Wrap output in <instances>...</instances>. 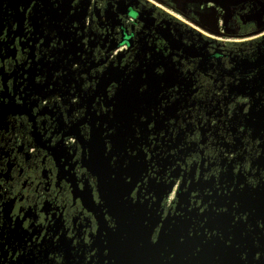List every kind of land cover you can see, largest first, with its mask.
I'll return each mask as SVG.
<instances>
[{
  "label": "flooded vegetation",
  "instance_id": "1",
  "mask_svg": "<svg viewBox=\"0 0 264 264\" xmlns=\"http://www.w3.org/2000/svg\"><path fill=\"white\" fill-rule=\"evenodd\" d=\"M247 1L210 26L165 0H0V264H170L211 240L264 264V12ZM52 52L64 69L24 90ZM222 121L238 146L218 166Z\"/></svg>",
  "mask_w": 264,
  "mask_h": 264
},
{
  "label": "water",
  "instance_id": "2",
  "mask_svg": "<svg viewBox=\"0 0 264 264\" xmlns=\"http://www.w3.org/2000/svg\"><path fill=\"white\" fill-rule=\"evenodd\" d=\"M255 2H257V4L261 7L260 8V10L256 13V18H257V20L260 18V16L262 15V13L264 12L263 10V8H262V6H264V3L263 2H261V1H259V0H255ZM68 3V2H67ZM66 3V4H67ZM50 5V4H49ZM70 6V5H69ZM68 6V4L66 5V7L64 8V11H56V10H58V9H54V8H49V13L48 14H50V15H54V16H56L57 18H58V16H61L60 14L63 12L65 15H67L68 13H69V10H70V7ZM59 14V15H58ZM63 14V15H64ZM62 15V16H63ZM253 17H254V14L252 15ZM55 21V20H54ZM261 23V22H260ZM258 24V30H260V29H262V28H264V25L262 24ZM69 38V37H68ZM67 39V38H66ZM69 43H71V42H69ZM73 43V42H72ZM72 46L73 45H67V44H65L64 43V47H65V50H72L73 48H72ZM74 51V50H73ZM71 52V51H70ZM69 52V53H70ZM66 53V52H65ZM33 56V55H32ZM49 58H48V60H44L43 58H42V56H40L39 58H37L36 56H35V58H33L34 59V61H30L29 62V64L27 65V68L25 69V71H24V75H25V77L23 78V81H22V83H24V86H23V89L25 90V89H27V90H36V88H37V86H36V88H34V87H32V85L33 84H35L34 83V80L36 79V78H38V77H42L43 79H44V82L46 81L47 83H49V84H51V82H48V79L50 78V74H52L53 72H55V71H58L59 69H64V67H63V59H62V57H61V59H60V63H61V67H59L58 66V68H53V64H52V62H54L53 60H55L54 58H55V55L53 54V52L52 53H50V55L48 56ZM59 60V59H58ZM57 60V61H58ZM50 64H51V66H50ZM64 74V73H63ZM62 74V75H63ZM65 76V75H64ZM22 78V77H21ZM63 78V77H62ZM65 78V77H64ZM61 79V78H60ZM41 81V80H40ZM56 81V80H55ZM42 82V81H41ZM15 83V82H14ZM43 84L44 83H38L37 82V85L38 86H43ZM63 84V83H62ZM23 85V84H22ZM15 85L13 84L12 85V90L14 91L15 90ZM15 92V91H14ZM21 93V92H20ZM31 93V92H30ZM14 96V95H13ZM98 155H99V157H101V152H98ZM96 157V156H95ZM102 158H103V156H102ZM104 160V159H103ZM105 162V161H104ZM116 189V188H115ZM213 242H214V240H211L210 242H208V243H206L200 250H199V252L197 253V255H196V257L195 256H190V258H188V260L187 261H178V263L177 262H175V261H171V263L170 264H225V263H223L220 259H216V257H222V254L219 252V247L218 246H213ZM156 244H159V242L158 243H156ZM174 245L175 244H172V243H166L165 245H163L162 243H160L159 245H158V247H160V248H162V247H168V248H170V252L169 253H166L167 255L168 254H171V253H173L174 254V256H175V254H176V251L174 250ZM197 245H196V243H192V244H190L189 245V247H188V251L190 252L191 251V249H193V248H195ZM149 246H148V244L147 245H144L142 248H141V253L142 254H140L139 253V250H137V254H138V256H142L143 254L145 255V257H148V256H150V255H152L153 253H155V250L153 249V247H151V248H148ZM146 248L148 249V251H146ZM159 248V249H160ZM165 254V255H166ZM147 255V256H146ZM197 256H199V260H198V258H197ZM140 261V260H139ZM138 262V261H137ZM158 262V261H157ZM156 262V263H157ZM156 263H154L153 262V264H156ZM239 264V263H238Z\"/></svg>",
  "mask_w": 264,
  "mask_h": 264
},
{
  "label": "crops",
  "instance_id": "3",
  "mask_svg": "<svg viewBox=\"0 0 264 264\" xmlns=\"http://www.w3.org/2000/svg\"><path fill=\"white\" fill-rule=\"evenodd\" d=\"M169 4L184 10L186 13L196 17L200 22L213 26L223 12L225 19H233L235 11H246L248 7L247 0H165ZM160 5L158 1H155ZM224 18V17H223ZM227 19V20H228ZM189 24H192L199 31L205 30L198 24L192 23L185 19ZM205 33V32H204Z\"/></svg>",
  "mask_w": 264,
  "mask_h": 264
},
{
  "label": "rangeland",
  "instance_id": "4",
  "mask_svg": "<svg viewBox=\"0 0 264 264\" xmlns=\"http://www.w3.org/2000/svg\"><path fill=\"white\" fill-rule=\"evenodd\" d=\"M164 13H166V15H170V14H168L167 12H164ZM172 13H174V12H172ZM173 15H176L175 13L173 14ZM178 16V15H177ZM173 18H174V20L177 22V24L178 25H180V26H182V28L184 29V30H186L187 31V33H188V35H189V37H197L198 39H200L201 37H203V38H206V39H208V38H211L213 41H215V42H217V43H219V41L217 40V39H221V40H223L224 41V37H220V35H218V34H215V33H212V32H209V31H204L205 33H203L202 31H199L198 29H196L192 24H189V23H187V22H185V21H183L182 20V18L180 17V16H178V17H176V16H172ZM181 18V19H180ZM213 28V27H212ZM214 29H216V27L214 28ZM210 35V36H209ZM214 36V37H213ZM208 37V38H207ZM216 37H218L217 39H216ZM216 39V40H215ZM216 46H218V44H216ZM222 116V115H221ZM209 121H213L212 120V118H209ZM208 123V122H207ZM210 123V122H209ZM220 123V125H218L219 126V129H220V131H218L217 130V127L215 128V134L214 135H217V137H218V133L217 132H220L221 134H224V133H226V136H221L220 134V138H217L216 136H215V139H216V144H215V146H217V147H219L220 148V150H222V151H213L214 152V162H216V161H218V166H219V164L222 166V165H224V163L225 162H228V161H230V158L234 161L235 159H234V155H235V151H232L233 149H236V147L238 146H236V147H233V140L232 139H229V137H227V135H228V126H227V122H225V121H222V122H219ZM227 123V124H226ZM206 125H208V124H206ZM229 125V124H228ZM205 130V129H204ZM203 130V131H204ZM206 131V130H205ZM235 131V130H234ZM222 132H224V133H222ZM212 133H214V132H212ZM205 135V134H204ZM209 135V137H210V139L212 138V136H211V131H210V133L208 134ZM206 139H207V135H206ZM210 139L208 140V141H210ZM204 141H206V140H204ZM226 150H228V151H226ZM217 166V167H218ZM223 168V167H222ZM218 169H219V167H218ZM224 174L225 173H223L222 172V176H224Z\"/></svg>",
  "mask_w": 264,
  "mask_h": 264
},
{
  "label": "bare ground",
  "instance_id": "5",
  "mask_svg": "<svg viewBox=\"0 0 264 264\" xmlns=\"http://www.w3.org/2000/svg\"><path fill=\"white\" fill-rule=\"evenodd\" d=\"M203 28V27H202ZM206 30V29H205ZM206 31H208V30H206ZM209 32H212V33H215V34H218V35H220L219 33H221L220 31H219V33H218V31H209Z\"/></svg>",
  "mask_w": 264,
  "mask_h": 264
}]
</instances>
